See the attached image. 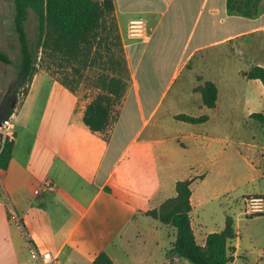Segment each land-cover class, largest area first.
Wrapping results in <instances>:
<instances>
[{
	"label": "crops",
	"instance_id": "0c3cea01",
	"mask_svg": "<svg viewBox=\"0 0 264 264\" xmlns=\"http://www.w3.org/2000/svg\"><path fill=\"white\" fill-rule=\"evenodd\" d=\"M112 2L118 24L141 16L146 34L123 43L129 85L106 139L81 121L89 96L67 88L42 68L33 72L27 91L7 116L13 143L6 166L0 167V264H36L29 256L30 244L48 250L53 256L50 264H89L100 250L113 264H157L169 256L167 252L178 260L170 251L171 240L162 239L169 231L143 211L173 195L174 182L181 178L190 180L189 220L195 241L203 244L205 234L214 230L204 229L197 236L191 210L193 202L201 201L198 189L206 177L204 164L214 162L208 158L209 150L221 138L191 131L194 151L190 157L178 156L177 147L185 151L187 143L177 134L164 132L168 128L164 114L174 117L173 112L151 120L157 104L149 100L154 94L151 85L167 78L160 96L196 51L227 42L231 57L242 55L248 62L234 66L226 59L211 77L200 71V83L208 79L216 86L214 105H203L230 114L241 110L247 118H252V111H264L259 79L239 74L250 64L264 67V0H258L255 15L228 12L225 0ZM141 64L139 83L135 68ZM127 102L130 107H125ZM205 114L203 121L190 123L205 122L210 116ZM260 156L257 165L246 159L255 174L252 179L264 177V156ZM46 179L49 187L43 185ZM248 193L264 195V190L243 191L241 201ZM11 211L18 223L10 217ZM232 227L234 236L227 241L232 247L230 264L241 255L233 218ZM254 259L255 264H264V250Z\"/></svg>",
	"mask_w": 264,
	"mask_h": 264
},
{
	"label": "rangeland",
	"instance_id": "374dc122",
	"mask_svg": "<svg viewBox=\"0 0 264 264\" xmlns=\"http://www.w3.org/2000/svg\"><path fill=\"white\" fill-rule=\"evenodd\" d=\"M256 7L258 10L259 4H256ZM12 12V0H0V50L10 59L8 63L0 60V99L8 90L10 92L13 89L15 64L19 55V43L12 26ZM35 22L33 12L28 10L23 21V28L28 41H32L36 37ZM125 24V20L118 24L113 13L110 17H106L104 28L100 29L97 34L93 47L89 52V57L84 63L78 59H65L58 54L40 53L38 51L36 69H45L54 74L59 80L63 79L71 86L73 91L81 95H91L97 90L94 85L97 76L125 78L123 43L126 42V39H129L125 36ZM227 45V42H225L214 46L213 49L196 51L189 62L181 68L177 76L168 82L160 96H158L159 92L166 84L167 78L161 77V79L153 81L151 88L154 94L149 100L150 103L157 101V104L151 120H156L161 117L160 114L166 112H173L174 114L180 112L190 115L205 114V112L210 114L209 118L201 123H190L176 119L170 114L168 116L164 114L168 125L164 132L168 135L177 134L187 143L185 151L181 147H177L178 156L183 154L186 157H190L195 146L194 141L188 134L191 131L194 133L206 131L221 138L215 142V146L211 142L213 145L212 151L209 150V155H207L209 159H214V162L208 161L204 164L205 169H207L206 177L203 183H199L198 189L201 201L198 203L193 202L191 219L194 222L196 235L198 236V232L202 233L204 229L215 230L222 227L224 216L229 214L239 230V253L243 255V257L239 255L233 264H255L256 254L259 250H264V212L244 215L242 213L241 193L249 190H264V177L252 179L255 174L246 163L247 159L257 165L256 161L261 157L260 155L264 156V126L253 118H247L241 110H236L231 114L223 113L219 109L211 111L200 102L199 92L192 90V86L201 82L197 77L200 71L203 75L211 77L216 75L220 63L226 59H229L228 63L234 64V66L235 64L241 65L248 62V58L242 55L234 54L231 57L229 54L230 48H227ZM251 50L253 56L257 57L259 53L256 48ZM142 69L143 64L135 68L139 83L142 81ZM242 72L244 70H241L239 74H242ZM234 83L237 85V80H234ZM128 85L129 81L119 102L115 104L114 119H117ZM16 90V96L21 97L20 92L23 88L18 87ZM259 99L261 105V97ZM141 100L145 105L142 96ZM125 107H130V102H127ZM261 112L264 113V111ZM196 140L202 141L199 136ZM240 140H242V143L239 142ZM247 142L254 143V146H247L245 144ZM238 216L240 220L235 219ZM155 222L161 224L157 220ZM245 222L247 223L245 224ZM161 226H164L167 232L169 231L168 236H166L159 230L163 233L162 239L164 241L172 240L174 228L170 225L161 224ZM168 228L170 229L168 230ZM167 254L170 257V253L167 252ZM168 257L160 261L159 257H155V262L159 261L157 264H165L166 260H169L168 264H195L184 257H176L178 260Z\"/></svg>",
	"mask_w": 264,
	"mask_h": 264
},
{
	"label": "trees",
	"instance_id": "16d2710c",
	"mask_svg": "<svg viewBox=\"0 0 264 264\" xmlns=\"http://www.w3.org/2000/svg\"><path fill=\"white\" fill-rule=\"evenodd\" d=\"M258 0H225L226 10L239 14L255 15ZM12 26L19 43L18 61L15 64L13 89L0 99V121L7 117L15 104L25 94L33 72L36 70V57L39 51L47 54H58L65 59H78L82 63L89 57L93 42L100 29L104 28L106 17L113 13L112 0H12ZM28 10L35 16L36 37L32 41L26 38L23 21ZM0 60L8 63L9 57L0 50ZM125 78L105 75L97 76L94 85L97 90L88 95L81 121L90 131L99 133L104 139L113 118L115 104L124 93L129 81L125 66ZM244 74L257 78L264 87V67L250 64ZM60 82L67 88L71 86L63 79ZM22 87L21 97H17L16 88ZM72 90V89H71ZM200 93L202 104L212 107L216 98V86L211 80H203L193 87ZM13 104V105H12ZM177 119L188 122H199L206 119V114L190 115L175 113ZM249 116L264 125V114L252 111ZM13 136L0 135V167L4 168L9 160ZM189 178L176 179L174 194L164 198L157 206L144 210L163 224L174 228L171 240V253L184 257L195 264H230L232 247L227 244L234 236L232 217L224 216L223 226L205 234L203 244L195 241L189 220ZM89 264H113L109 256L100 250L94 254Z\"/></svg>",
	"mask_w": 264,
	"mask_h": 264
},
{
	"label": "built area",
	"instance_id": "2783aa9c",
	"mask_svg": "<svg viewBox=\"0 0 264 264\" xmlns=\"http://www.w3.org/2000/svg\"><path fill=\"white\" fill-rule=\"evenodd\" d=\"M125 34L128 38L140 39L146 34L145 19L141 16L131 17L127 20L125 26ZM0 135H11L9 131L8 117L2 118L0 121ZM43 185L50 186V182L46 179ZM264 212V195L261 193H248L242 199V213L244 215H252ZM10 217L18 223V217L15 212H10ZM29 256L36 264H50L53 256L48 250H38L32 244L29 245ZM170 261L166 260L165 264ZM164 264V263H162Z\"/></svg>",
	"mask_w": 264,
	"mask_h": 264
},
{
	"label": "water",
	"instance_id": "95a60500",
	"mask_svg": "<svg viewBox=\"0 0 264 264\" xmlns=\"http://www.w3.org/2000/svg\"><path fill=\"white\" fill-rule=\"evenodd\" d=\"M13 105V104H12ZM170 251H171V248H170Z\"/></svg>",
	"mask_w": 264,
	"mask_h": 264
}]
</instances>
